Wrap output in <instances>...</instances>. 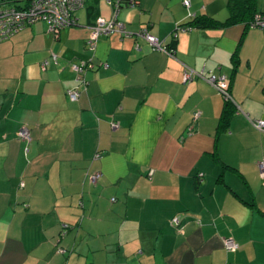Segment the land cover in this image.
Instances as JSON below:
<instances>
[{"label": "crops", "instance_id": "0c3cea01", "mask_svg": "<svg viewBox=\"0 0 264 264\" xmlns=\"http://www.w3.org/2000/svg\"><path fill=\"white\" fill-rule=\"evenodd\" d=\"M107 1L84 0L57 32L37 21L0 42V264H264V131L251 122L264 120V30L177 29L226 20L227 0ZM114 13L173 54L118 32L90 51L91 26ZM190 70L229 84L227 130L222 94Z\"/></svg>", "mask_w": 264, "mask_h": 264}, {"label": "built area", "instance_id": "2783aa9c", "mask_svg": "<svg viewBox=\"0 0 264 264\" xmlns=\"http://www.w3.org/2000/svg\"><path fill=\"white\" fill-rule=\"evenodd\" d=\"M83 1L84 0H33L30 3V8L24 11L13 8L0 10V42L7 40L16 30L22 28L23 26L40 20L46 21L49 25V30L54 32L60 28L73 25L76 23V18L73 15V11L76 6L82 4ZM107 2L109 4H113L112 0H108ZM183 4L184 6L188 7L190 5V0H183ZM115 17L116 14L114 13L113 18L110 21L97 19L95 24L91 26L90 35L87 41V48L90 51L95 49V44L99 35L108 34L110 32H118L125 36H129L130 32H127L123 24L119 23ZM255 21L258 23V25L263 27L262 29H264V17L256 15ZM177 29L187 30L190 28L178 27ZM137 35L146 39L154 48L163 49V46L159 40L153 35L149 34L146 30H141L137 33ZM168 54L171 53L168 51ZM104 65L107 66V64ZM91 66L92 65L88 64V62H82L78 66L75 65L73 68L79 74V78L82 79L81 74L84 72V70ZM43 67L44 65H42V68ZM192 74L203 76L201 72H195L193 70L188 71L185 76L189 79L191 78ZM205 80L220 90V92L226 93L228 96L226 91L228 85L223 77L218 78L215 75H208L205 77ZM68 95L72 100H76L79 93L76 90H72L68 92ZM199 114L200 111H196L194 116L197 117ZM251 122L255 128L264 131V120L257 119L252 120ZM117 126L118 124L116 122L112 123L113 128H116ZM18 138L26 142L31 140L28 126L23 125L20 128ZM258 169L261 176H264V159L258 162ZM98 178L99 174H93L90 175L89 179L91 182H95ZM174 223L177 225L179 223V219L175 218ZM224 244L228 250H234L238 247V244L232 239H225Z\"/></svg>", "mask_w": 264, "mask_h": 264}, {"label": "trees", "instance_id": "16d2710c", "mask_svg": "<svg viewBox=\"0 0 264 264\" xmlns=\"http://www.w3.org/2000/svg\"><path fill=\"white\" fill-rule=\"evenodd\" d=\"M32 1L33 0H0V10H7V9L13 8V9L24 11V10H27L30 8V3ZM112 1H113V4H111V5L113 6V9H116V10H118L120 7H122L124 5L125 6H135V5L139 4L138 0H112ZM227 7H228L229 15L226 18V20H224V21H220V20L214 19V18L209 17V16H205V15H200V16L193 17L192 20H190L187 24L179 25L178 27L191 26V27L216 28V27L234 25L237 23H243L245 27L259 28L261 30H264V29H262L263 27L258 25V23L255 21L256 15L264 17V12L260 11L256 8V0H227ZM40 21H43V20H40ZM44 22L47 23L46 21H44ZM34 23L35 22H33L32 24H34ZM32 24L23 26L22 28L16 30L13 34H15L16 32H18L21 29H24L28 26H31ZM60 29H58L57 31H59ZM52 32H54V31H52ZM134 35L138 36L137 33L135 34V33L131 32V33H129L128 37H133ZM123 37H127V36L123 35ZM87 41H88V39L86 40V46H87ZM163 49H165V51L167 53L169 51L170 53L173 54V49L171 47H169V45L163 46ZM201 73L203 76L205 75L202 71H201ZM206 76H208V75H205L204 77H206ZM227 85L228 86H227L226 91H227L228 96L226 95V93L220 92V90H218L217 88L214 87L216 90H218V92H220L222 94V98H223V106H222V109L220 112V116L218 118V127H217L218 131L227 130L230 117L234 114V112L236 110L235 106H234L235 103H234L233 98H232L231 93H230V86L228 83H227ZM76 91H78V93L80 95L79 88H77ZM79 95H78L77 99L79 98ZM194 113L192 114L194 120L199 118L201 115V111L197 117L194 116ZM214 155H217V154L214 153ZM217 159H219V158H217ZM220 163H221L220 165L222 168H229V165H227L226 163H222V162H220ZM201 175L202 174H199V177ZM89 178H90V176H89ZM113 200L114 199H112V201ZM174 225H175V223H174ZM177 225H179V223Z\"/></svg>", "mask_w": 264, "mask_h": 264}, {"label": "rangeland", "instance_id": "374dc122", "mask_svg": "<svg viewBox=\"0 0 264 264\" xmlns=\"http://www.w3.org/2000/svg\"><path fill=\"white\" fill-rule=\"evenodd\" d=\"M256 6L259 9L264 8V0H256Z\"/></svg>", "mask_w": 264, "mask_h": 264}]
</instances>
